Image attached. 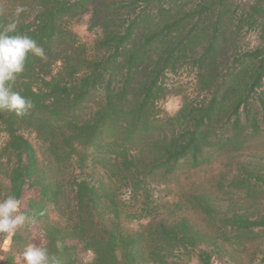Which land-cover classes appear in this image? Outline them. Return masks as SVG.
I'll use <instances>...</instances> for the list:
<instances>
[{
  "label": "trees",
  "instance_id": "16d2710c",
  "mask_svg": "<svg viewBox=\"0 0 264 264\" xmlns=\"http://www.w3.org/2000/svg\"><path fill=\"white\" fill-rule=\"evenodd\" d=\"M16 1L23 9L11 20L0 11V30L16 21L10 35L31 37L45 57L28 53L23 72L10 83L33 107L24 116L0 109V176L7 181L0 180V200H20L35 190L19 213L27 217L19 228L39 224L41 247L54 264H180V255L202 242L215 243L225 230L232 241L264 236V211L254 217L243 207L219 216L199 193L185 201L215 239L186 218L150 220L131 232L119 221L120 187L146 199L153 181L203 171L219 157L264 141V44L227 55L231 0H202L182 12L145 0L126 19L117 18V8L108 16L113 0ZM248 3L239 24L264 18V0ZM85 12H91L90 26L101 30L92 43L67 26ZM191 55L202 97H185L174 113L165 112L158 102L173 93L165 74ZM25 132L34 134L38 148ZM250 168L223 193L240 192L255 201L264 190V173ZM9 237L4 261L13 264L12 250L22 237L17 230ZM199 250L207 263L210 255ZM79 251L90 252V259L80 262Z\"/></svg>",
  "mask_w": 264,
  "mask_h": 264
},
{
  "label": "rangeland",
  "instance_id": "374dc122",
  "mask_svg": "<svg viewBox=\"0 0 264 264\" xmlns=\"http://www.w3.org/2000/svg\"><path fill=\"white\" fill-rule=\"evenodd\" d=\"M0 2V11L2 15L11 20L17 12L23 7L16 0H3ZM111 0H107V2ZM112 6L106 11L108 16L110 12L117 8L121 15L117 18L126 19L127 11L132 8L137 11L145 5V0H137V3H130L131 0H113ZM202 0H161L165 8H169L172 12H182L194 7ZM22 2V1H21ZM29 3V2H28ZM249 5L248 0H231L229 4L230 12L227 14L228 48L225 52L230 54L249 52L264 44V18L257 17L254 21L244 19L242 24L238 23V19L243 15L244 9ZM92 7V6H89ZM152 7L148 5V8ZM116 10V11H118ZM115 11V12H116ZM103 16V14H102ZM91 12H85L77 15L69 20L68 28L74 31L79 38L87 43H92L94 38L100 34L99 26L91 27ZM197 51L200 49L197 47ZM193 55L181 64L176 72L167 71L165 74V84L172 89V94H167L160 99L158 106L168 113H174L179 109L185 97L201 98L195 89L196 69L193 65ZM227 64V62L225 63ZM25 136L38 148V143L33 133L25 132ZM5 136L0 133V146L4 142ZM260 167V171L264 173V141L254 142L250 149L236 154L233 157H219L212 161L203 171L193 170V172L181 174L177 179L167 183L151 182L148 187L150 196L145 197L136 195L132 197L129 187L122 186L117 192V198L122 207L120 215L121 225L128 229L129 232L137 230L140 226L148 223L150 220L172 223L176 219L186 218L196 227L204 231H210V239H215V233H212L207 221L202 215L195 211L185 199L187 196L194 194L205 195L210 202L217 206L219 216L223 213L231 214L233 211L242 212V208H248L251 216L256 217L258 212L264 211V190L259 194L258 198L253 201L250 196L243 195L240 192L236 194L223 193L233 186L234 181L244 172L243 168L251 170V166ZM183 168V167H182ZM183 169H186L184 167ZM182 169V170H183ZM0 180L4 183L7 181L0 176ZM35 190L29 189L24 192L20 201L19 213L25 209L27 200L35 194ZM149 207L150 210L144 208ZM144 209V210H142ZM149 211V212H148ZM18 213V214H19ZM252 217V218H254ZM229 228V227H227ZM257 231L259 228H254ZM21 235L22 242L18 244V249L14 248L13 264H24L22 252L32 243L42 245L44 237L42 230L36 222L27 225L24 228H17ZM228 230H225L224 236H220L215 243L202 242L196 249L191 250L188 255H180L178 261L180 264H203L199 259V249L204 250L210 255L209 261L205 264H264V236L251 241L230 240ZM232 238V237H231ZM10 237L7 233H0V253L5 255ZM234 239V238H232ZM91 257L90 252L79 251L78 259L80 262L88 261ZM2 261V260H1Z\"/></svg>",
  "mask_w": 264,
  "mask_h": 264
},
{
  "label": "clouds",
  "instance_id": "9594fccd",
  "mask_svg": "<svg viewBox=\"0 0 264 264\" xmlns=\"http://www.w3.org/2000/svg\"><path fill=\"white\" fill-rule=\"evenodd\" d=\"M17 22L13 21L0 30V109L24 116L33 107L31 100L11 89L10 83L23 72L28 53L44 58V49L31 37L15 33ZM20 201L9 195L0 200V233L12 235L23 225L27 217L19 213ZM59 247V242L57 243ZM24 264H54L55 257L48 250L35 243L29 244L22 252Z\"/></svg>",
  "mask_w": 264,
  "mask_h": 264
},
{
  "label": "crops",
  "instance_id": "0c3cea01",
  "mask_svg": "<svg viewBox=\"0 0 264 264\" xmlns=\"http://www.w3.org/2000/svg\"><path fill=\"white\" fill-rule=\"evenodd\" d=\"M4 260H5V255H1L0 253V264H6Z\"/></svg>",
  "mask_w": 264,
  "mask_h": 264
}]
</instances>
